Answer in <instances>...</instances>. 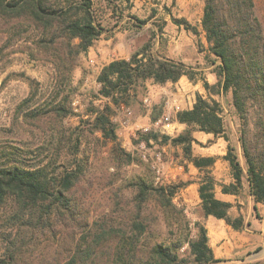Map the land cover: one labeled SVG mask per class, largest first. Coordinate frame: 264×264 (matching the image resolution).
<instances>
[{"label": "trees", "instance_id": "trees-1", "mask_svg": "<svg viewBox=\"0 0 264 264\" xmlns=\"http://www.w3.org/2000/svg\"><path fill=\"white\" fill-rule=\"evenodd\" d=\"M93 0H0V22H31L38 29L36 43L63 65L69 78L80 55L103 33ZM141 23L147 19L135 16ZM174 21L198 33L184 18ZM201 24L206 35L208 58L217 80L210 82L199 66L153 52L147 42L129 57L105 63L98 75L100 84L75 127L64 118L74 113L70 92L55 91L50 102L30 105L39 82L29 76L33 92L23 101L24 119L53 122L40 149V160H28L29 149L14 143L0 145V264H227L217 258L209 243L207 227L190 218L184 204L175 199L182 185L161 183L146 175L120 177L114 171L140 163L142 159L126 149L118 134L115 116L122 106L141 101L148 83L165 85L187 76L200 81L206 94L197 93L190 108L179 110L175 121L184 129L171 135L160 130L137 132L135 144L155 142L181 149L182 163L199 170V196L204 215L222 218L237 230L246 222L242 213L231 215L232 203L216 197L218 184L212 169L214 156L194 153L199 143L195 131L213 133L228 141L225 159L234 182L222 190L238 194L244 184L253 197V209L264 204V22L255 0H204ZM35 84V86H34ZM36 91V92H35ZM35 92V93H34ZM231 92L239 117L242 164L231 143L218 98ZM157 115L152 119L156 121ZM90 143L107 148L106 158L114 168L108 183V207L91 217L88 198L95 181L91 175ZM49 153V154H46ZM247 264H264V259Z\"/></svg>", "mask_w": 264, "mask_h": 264}, {"label": "rangeland", "instance_id": "rangeland-1", "mask_svg": "<svg viewBox=\"0 0 264 264\" xmlns=\"http://www.w3.org/2000/svg\"><path fill=\"white\" fill-rule=\"evenodd\" d=\"M255 1L257 13L264 22V0ZM93 2V9L103 26V33L95 40L93 46L80 55L78 64L68 73L69 78H65L61 73L65 71L63 65L55 63L51 59L53 56L40 49L36 43L39 31L33 23L18 21L13 26L11 23L0 22V145L11 142L29 149L28 160L31 162L40 160L39 154L42 151L40 146L52 132L54 124L46 120H26L20 113V107L25 109L27 106L25 104L23 106V101L35 90L27 76L39 82V88L37 92L35 91L37 95L29 102L33 106L50 102L55 91L60 90L63 94L70 92L68 83L71 81L74 91L70 94V104L74 113L64 118L63 124L73 128L79 124L82 114L91 102L101 103L95 94L100 86L96 78L103 64L114 58L129 57L147 42L152 43L153 52L161 55H165L168 50L177 52L183 47L188 55L195 44L202 52L201 66L210 67L204 70L206 75L208 76L215 68L207 56L208 52H205L209 43L201 24L204 0H93ZM135 16L147 19L146 23H139ZM174 17L186 19L191 26L197 27L198 33L177 24ZM212 76L215 82L216 74L213 72ZM201 88L204 90L203 87ZM197 92L198 89L191 88V84L185 80L168 85L150 81L147 91L141 96V101L129 106L132 109L131 114H127L122 107L118 110L115 120L122 144L126 149L140 156L142 159L140 163L126 165L123 170L114 171L106 158L107 148L90 143L88 149L90 148L92 153L91 175L95 181H100V183L95 182L87 200L88 206L91 207L92 218L99 216L108 207L109 193L106 178L110 177L111 171L116 173L113 178L119 184L120 177L129 178L133 174L146 175L161 183H179L190 180L187 179L188 176L198 177L193 166L185 169L181 164L180 148L155 142H151V145H146L144 142L135 144L132 141L133 137L138 136L139 130L154 129L171 135L181 132L185 126L181 127L173 120L174 124L167 129L160 119L165 112L169 110L173 112L176 105L178 111L189 108ZM204 94H206L205 90ZM218 98L224 107L223 117L231 143L236 144L242 164L245 166L238 139L240 121L232 104V94L228 92ZM153 115L158 116L156 121L152 119ZM194 146L196 151L206 152L209 142L195 143ZM216 148L227 150V145L222 141V144L217 145ZM157 153L160 154L159 161H157ZM155 164L161 167L160 173L154 167ZM187 185L181 186L175 199L177 202L181 203L180 192ZM243 201L246 205L242 206L243 210L255 214L247 193L244 194ZM196 210L197 206L189 208L188 215L191 219V212ZM238 210L240 211V206ZM0 250H2L1 242Z\"/></svg>", "mask_w": 264, "mask_h": 264}, {"label": "crops", "instance_id": "crops-1", "mask_svg": "<svg viewBox=\"0 0 264 264\" xmlns=\"http://www.w3.org/2000/svg\"><path fill=\"white\" fill-rule=\"evenodd\" d=\"M174 47L179 46L174 45ZM191 49L192 51L188 55L186 54V49L183 47L182 49L177 50V52H171L170 50H168L165 53V56L176 60H182L187 64L199 66V68L203 70L210 68L201 66L200 60L202 52L198 50L195 44ZM208 51L209 50L207 46L205 52ZM212 74L213 72H210V74L207 76L210 82H213ZM184 80L191 84V88L198 89L197 93L204 94L205 89L203 90L201 88L203 87L202 83L200 81L193 82L189 80L187 76L181 77L177 82H168L166 84H177L178 82H183ZM176 123L177 125L179 124L181 125V127H184V124H181L177 121ZM194 135L199 142H209V147H207L206 152L196 151V149H193L194 153L197 155L216 157V161L212 169V173L218 182L215 189L216 197L221 200L231 202L232 207L230 209V214L238 215L242 213L245 217L246 222H250V224H247L241 230H237L227 224L226 221L222 218H217L213 215H204L201 209V198L198 191L200 185L199 170L192 164H189V166H193L194 171L198 173V177H187V179L189 178L191 181L187 180L190 183L180 192V196H182L181 203L186 206L187 212L189 211V208H191V206H197V210L193 213L191 212V217L193 220L201 221L207 227L209 234V243L213 248L215 256L222 259V262H225L227 264H247L252 261L264 259V204L257 203L258 212L260 215L259 218L256 214H253V212L246 213L243 210L242 206H246L244 205L243 201L244 194H248L247 184H244L243 189H241L238 194L227 193L222 190V184L232 183L234 182V178L231 172L229 161L225 159L227 150L224 148L218 149L216 148V146L222 144V141H224L228 147V141H226L221 136H215L213 133H206L203 131H195ZM248 195L250 198V202H252L251 206H253V197L250 194ZM238 206H240V211L238 210Z\"/></svg>", "mask_w": 264, "mask_h": 264}, {"label": "built area", "instance_id": "built-area-1", "mask_svg": "<svg viewBox=\"0 0 264 264\" xmlns=\"http://www.w3.org/2000/svg\"><path fill=\"white\" fill-rule=\"evenodd\" d=\"M122 109H124L127 112V114L132 113V109L128 106H122ZM177 109H178V106L176 105L175 108L173 109V112L170 110L165 112L164 115L162 116V118L160 119V121L163 122L165 128L168 129L171 125L174 124L173 120H175V115L178 112ZM156 156H157V161H159L160 160V154L157 153ZM154 167L157 169L158 173L161 172V167L159 165L155 164Z\"/></svg>", "mask_w": 264, "mask_h": 264}]
</instances>
